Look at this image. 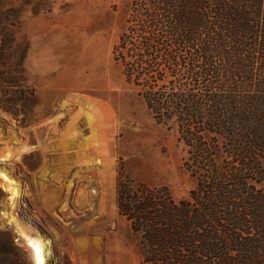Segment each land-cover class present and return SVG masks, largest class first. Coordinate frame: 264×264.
I'll return each mask as SVG.
<instances>
[{
	"label": "rangeland",
	"instance_id": "rangeland-1",
	"mask_svg": "<svg viewBox=\"0 0 264 264\" xmlns=\"http://www.w3.org/2000/svg\"><path fill=\"white\" fill-rule=\"evenodd\" d=\"M128 3L0 0V168L21 195L0 180V264H34L21 233L48 243L45 264H140L117 184L193 188L177 135L112 60Z\"/></svg>",
	"mask_w": 264,
	"mask_h": 264
},
{
	"label": "trees",
	"instance_id": "trees-1",
	"mask_svg": "<svg viewBox=\"0 0 264 264\" xmlns=\"http://www.w3.org/2000/svg\"><path fill=\"white\" fill-rule=\"evenodd\" d=\"M112 60L193 183L119 182L140 264H264V0H129Z\"/></svg>",
	"mask_w": 264,
	"mask_h": 264
},
{
	"label": "bare ground",
	"instance_id": "bare-ground-1",
	"mask_svg": "<svg viewBox=\"0 0 264 264\" xmlns=\"http://www.w3.org/2000/svg\"><path fill=\"white\" fill-rule=\"evenodd\" d=\"M4 161H6V158L3 160H0L1 163ZM95 163L98 164L99 163L98 160H96ZM0 180L9 192L8 199L19 201L21 195L18 196V193L15 190V187H14L15 182L4 172L2 168H0ZM20 237L23 239L25 245L30 249L33 263L34 264H45L44 261L46 257L49 256V250L47 247H45V245H48V243L47 242L44 243V241L40 240L39 238H36L31 235H27L25 233H21Z\"/></svg>",
	"mask_w": 264,
	"mask_h": 264
}]
</instances>
